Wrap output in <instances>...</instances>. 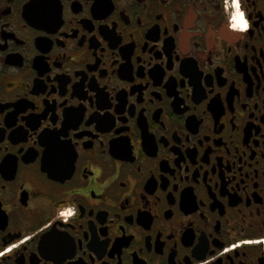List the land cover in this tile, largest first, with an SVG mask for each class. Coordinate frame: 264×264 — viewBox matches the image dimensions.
Masks as SVG:
<instances>
[{
  "label": "flooded vegetation",
  "instance_id": "obj_1",
  "mask_svg": "<svg viewBox=\"0 0 264 264\" xmlns=\"http://www.w3.org/2000/svg\"><path fill=\"white\" fill-rule=\"evenodd\" d=\"M0 264H264V0H0Z\"/></svg>",
  "mask_w": 264,
  "mask_h": 264
}]
</instances>
